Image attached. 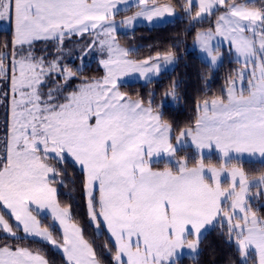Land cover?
<instances>
[{
	"label": "snow or ice",
	"instance_id": "1",
	"mask_svg": "<svg viewBox=\"0 0 264 264\" xmlns=\"http://www.w3.org/2000/svg\"><path fill=\"white\" fill-rule=\"evenodd\" d=\"M178 14L186 35L197 29L194 48L210 70L225 55L238 65L218 95L195 102L183 127L165 117L169 96L179 105L178 82L158 104L155 91L145 100L121 90L132 87L126 77L151 83L175 65L178 44L133 59L138 49L122 47L120 31ZM94 55L100 78L85 75ZM189 142L197 153L215 146L220 166L181 156ZM253 162L264 169V0H0V264H52L28 246L37 239L66 264H199L212 231L228 264H264V217L252 206L264 192L250 197L264 188V171L250 181L243 167ZM65 188L78 193L94 235L114 241L106 252L62 203Z\"/></svg>",
	"mask_w": 264,
	"mask_h": 264
},
{
	"label": "trees",
	"instance_id": "2",
	"mask_svg": "<svg viewBox=\"0 0 264 264\" xmlns=\"http://www.w3.org/2000/svg\"><path fill=\"white\" fill-rule=\"evenodd\" d=\"M160 2L166 3L168 0H160ZM135 11L136 9L133 8L131 11L122 12V14L129 15ZM207 26L208 23L205 22L202 27L205 28ZM186 28L187 21L183 20L181 15V17L176 18L175 20L162 26L153 28H149L148 26H138L132 32L120 33L121 46L138 49L137 56L133 57V59H144L148 56H155L157 53L163 55L171 48L172 45L178 44L176 48L172 49L176 54L178 62L171 71L162 72L159 77L152 79L151 83H129L132 85L130 89L122 88L121 90L131 91L133 94L142 92L145 100H147L148 93L150 91H155L156 103L158 104L164 96V93L170 89L172 83L178 82L179 96L181 97L179 105L171 102L169 96L165 117L176 121L181 127L194 121L195 102L198 99L205 98L206 96L211 97L218 95L226 86L225 80L228 77L229 72L236 68V63L233 60H226L218 68H212L210 70L209 65L197 56L196 51L190 49L197 29H191L190 34L186 35ZM93 71L94 72L91 74L89 73L87 77L97 78L101 76L100 69L95 67ZM141 84L144 85L143 88L140 87ZM133 98H135V95ZM180 155L184 156L186 154L180 153ZM209 162L219 164L220 161ZM155 167L162 168L163 164L155 165ZM243 167L249 177L258 176L261 174V171H264L258 162H253L251 164L245 163ZM71 174V169H69L70 177ZM61 193L62 203H72L74 205L73 213L84 229L85 238L92 241L98 251L106 252L105 244L111 243V241L105 232L99 238L94 235L95 228L93 225H89L88 218L83 208L80 207L82 202L78 193H73L69 188L61 189ZM70 195L72 196L71 201L68 199ZM258 200L260 201L253 202L252 206L257 210V214L259 216L264 217V199ZM48 222L49 221L46 218L42 220V223L47 224ZM56 234L60 235L57 229ZM28 246L34 250L42 249L46 258L51 261L52 264H66L63 256L44 242L35 240ZM201 247L203 252L199 258V264H228L230 255L229 249L221 242L217 232L212 231L206 234V239ZM108 260L111 261L110 256L108 257ZM182 264H194V262L191 257H185Z\"/></svg>",
	"mask_w": 264,
	"mask_h": 264
},
{
	"label": "rangeland",
	"instance_id": "3",
	"mask_svg": "<svg viewBox=\"0 0 264 264\" xmlns=\"http://www.w3.org/2000/svg\"><path fill=\"white\" fill-rule=\"evenodd\" d=\"M242 3L243 2H245V0H242L241 1ZM130 3H134V0H130ZM194 3H195V0H194ZM133 13H131V14H122V12H121V14H120V16H118L117 17V20H120V19H123V18H125L126 16H130V15H132ZM179 17H181V15H179L178 14V18ZM175 20V19H174ZM173 21V20H172ZM138 26H147V22H145V21H143V20H141V21H139L138 23H137V26L136 27H138ZM162 26V25H161ZM135 27V28H136ZM206 28V27H205ZM127 31H125V30H121L120 31V33H126ZM77 40L79 39V38H76ZM85 39H91V37H88V36H85ZM68 47L69 48H76V42L75 41H72L71 43H69L68 44ZM123 47V46H122ZM223 47H224V51H225V53L227 52V47H226V45H223ZM190 49L191 50H195L196 51V53H197V56L203 61V62H205V63H207L208 64V60H207V58L205 57V56H202L200 53H199V51L196 49V48H194V41H193V43H192V45L190 46ZM76 50L78 51V48H76ZM56 53H55V51L53 50L52 51V55H55ZM226 60H229V61H235V54H233L232 56H227V55H225V58L223 59V61H222V63H224ZM66 61H67V63H69L70 65H73V66H76V67H78V66H80V60L79 59H76V60H73V59H71L70 57H66ZM221 63V64H222ZM85 65H86V67H85V69H84V71H85V75L87 76V75H89V73L91 74V73H93L94 71V68L96 67V68H98V69H100L101 70V76H99V77H97V78H100V77H102L103 76V74H104V69L99 65V57H97V56H93V57H90V58H88L86 61H85ZM92 65H95V66H92ZM174 66L175 65H172V66H169L168 67V69L166 70V71H171L173 68H174ZM238 67V65L236 64V68ZM166 71H164V72H166ZM155 78H157V77H153V79H155ZM125 80H127L129 83H134V82H140V83H145V81H142V80H139V79H137V80H132V78H130V77H126L125 78ZM73 86H75V85H73ZM226 87V86H225ZM237 87H239V84H237ZM170 101L172 102V98L170 97ZM181 154H186L187 156H191V157H193V158H195V159H198V158H203L204 159V162H205V164L207 165L208 163H211V164H213V166H216V167H219L220 166V163H221V156H220V153L218 152V150H208V149H203L202 150V152L201 153H197V151H196V149L194 148V147H192L191 146V144H190V142H189V146H188V148L186 149V150H184V151H181ZM220 161L219 162V164L217 163H212V162H209V161H214V162H217V161ZM253 177H255V176H253ZM253 177H249V179H250V181L251 180H253V179H251V178H253ZM231 183V180H230V178L227 176V174H224V175H222L221 176V184H222V187H227L229 184ZM256 192V188L255 187H253L252 189H251V197H256L257 196V194L255 193ZM258 201H260V200H258V199H253L252 200V203L253 202H258ZM260 203V202H259ZM5 212L7 211V210H4ZM47 213H45L44 214V216L45 217H47ZM11 223H15V221L14 220H12L11 221ZM94 226V225H93ZM94 228H95V226H94ZM56 229L59 231V226L58 225H56ZM59 233H60V231H59ZM61 234V233H60ZM105 234L108 236V234L106 233V231H105ZM108 238L110 239V241H111V243L114 245V241L113 240H111V238L108 236ZM38 241H40L39 239H37ZM42 242V241H41ZM52 248H54L52 245H50ZM56 251H58L62 256H63V253H62V251H60V250H58V249H56V248H54ZM186 252L188 251L187 249L185 250ZM64 258V257H63ZM66 262V261H65Z\"/></svg>",
	"mask_w": 264,
	"mask_h": 264
},
{
	"label": "crops",
	"instance_id": "4",
	"mask_svg": "<svg viewBox=\"0 0 264 264\" xmlns=\"http://www.w3.org/2000/svg\"><path fill=\"white\" fill-rule=\"evenodd\" d=\"M205 149H208V150H216V148H215V146H213V147H211V148H205ZM245 160L247 161L248 160V156H247V154H245ZM257 160H258V158H257ZM259 176V175H258ZM258 176H255V177H253V178H251V179H253V180H256L257 178H258ZM258 191H260V192H264V188H262V189H257L256 188V194L258 193ZM250 195H251V192H250ZM251 197V196H250Z\"/></svg>",
	"mask_w": 264,
	"mask_h": 264
}]
</instances>
